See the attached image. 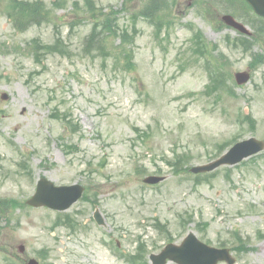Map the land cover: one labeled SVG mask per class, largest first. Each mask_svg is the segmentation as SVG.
<instances>
[{"label": "rangeland", "instance_id": "374dc122", "mask_svg": "<svg viewBox=\"0 0 264 264\" xmlns=\"http://www.w3.org/2000/svg\"><path fill=\"white\" fill-rule=\"evenodd\" d=\"M43 1L53 11L62 37L69 38L71 51L69 56L47 55L40 65L25 54V42L51 43L54 23L19 33L0 13V95H9L8 100L0 99V199L24 202L42 176L57 185H88L90 198L97 193L106 225L93 221L94 207L81 199L61 213L20 207L6 219L0 216V264H9L6 257L15 264L39 259L43 249L47 251L43 264H125L113 254V245L131 252L139 237L147 243L148 258L166 242L154 227L155 218L169 227L177 244L192 232L212 246L225 242L233 247L236 230L250 247L247 253L235 251L236 264H264L260 249L264 238L257 236L264 231V151L199 178L175 175L166 162L174 154H184L188 166L205 164L215 159L212 148L217 143L250 136L264 140V64L253 71L249 83L235 87V101L227 95L220 100L206 97L202 94L206 73L190 62L184 70L179 67L189 59L193 30L186 25L217 44L229 58L232 74L247 67L250 54L260 52L264 41L254 44L251 52H232L223 41L225 35L236 37L231 30L213 29L194 0H175L171 9L176 24L160 34L166 33L161 39L168 36L169 42H158L145 19L133 24L129 18L143 0H93L104 11L126 3L127 10L117 15L119 25H132L137 31L129 68L123 59L103 60L81 49L90 30L87 9L72 10L73 0H60L58 8L51 5L55 0ZM77 1L83 8L82 0ZM204 1L212 4V18L223 14L219 0ZM72 21L76 25L70 31ZM55 107L77 122V133L64 132L63 124L52 116ZM240 111L253 117L254 129L236 122ZM66 144L77 145L78 151L66 153ZM148 174L167 178L147 186L142 179ZM186 211L194 220L182 229L177 218ZM63 213L78 220L75 232L52 225ZM201 221L208 222L207 228L196 226ZM19 245L24 246L22 253Z\"/></svg>", "mask_w": 264, "mask_h": 264}, {"label": "water", "instance_id": "95a60500", "mask_svg": "<svg viewBox=\"0 0 264 264\" xmlns=\"http://www.w3.org/2000/svg\"><path fill=\"white\" fill-rule=\"evenodd\" d=\"M257 12L264 14V2L262 0H251ZM242 80H245L244 74H239ZM245 82V81H238ZM263 144L254 140H247L236 144L227 154L223 155L214 163L194 168L193 171L211 170L222 164H234L260 149ZM159 179L149 178L146 181L156 182ZM82 189L78 186L72 187H54L51 183L41 179L37 186V191L28 203L32 205H47L52 208L64 209L75 201L81 194ZM188 244L194 245L197 250L204 253L203 257H193L188 255L185 247ZM166 258L176 261L179 264H216L218 260H225L232 264L234 260L229 256L225 249H213L200 244L192 235H189L181 247L167 246L161 254L152 256L153 264H164Z\"/></svg>", "mask_w": 264, "mask_h": 264}, {"label": "trees", "instance_id": "16d2710c", "mask_svg": "<svg viewBox=\"0 0 264 264\" xmlns=\"http://www.w3.org/2000/svg\"><path fill=\"white\" fill-rule=\"evenodd\" d=\"M84 1L86 6L92 7V3L90 0H84ZM74 4L76 5L77 3L75 2ZM8 10H9L8 15L14 21L19 22L24 26H28L34 23H40L41 21L44 20V16H45V13L43 11V5L40 2L28 3V2L15 0L11 2V4L8 7ZM96 18L102 24L100 25L102 27H105L111 33V28L109 27L108 24L109 22L106 25L103 24L104 21L108 19L107 15L100 14ZM95 39H97V36L94 33H92V35L90 36V41L93 42ZM50 48L54 50V48H56V44L51 45ZM6 203H11L12 205H15V202L13 201H6ZM142 263L143 262H141V264Z\"/></svg>", "mask_w": 264, "mask_h": 264}, {"label": "bare ground", "instance_id": "6f19581e", "mask_svg": "<svg viewBox=\"0 0 264 264\" xmlns=\"http://www.w3.org/2000/svg\"><path fill=\"white\" fill-rule=\"evenodd\" d=\"M260 249L262 252H264V246H261Z\"/></svg>", "mask_w": 264, "mask_h": 264}]
</instances>
